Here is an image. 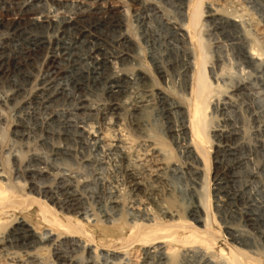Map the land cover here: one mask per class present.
<instances>
[{
    "label": "rangeland",
    "instance_id": "1",
    "mask_svg": "<svg viewBox=\"0 0 264 264\" xmlns=\"http://www.w3.org/2000/svg\"><path fill=\"white\" fill-rule=\"evenodd\" d=\"M3 1L6 4L3 5V7L0 5V23H2L0 24V164L3 167L1 171L3 173L6 171L4 173L6 177L4 183L6 181L7 184L9 183V185L14 186V190L18 188V191L15 190L16 192H13L14 196L9 195L8 199L10 200L11 205H7L8 208L3 211L0 209V213H6L10 222H13L14 220L24 221V223H26L31 232L34 234L35 239H37L39 242V245L37 244L36 246L33 244L34 247L31 246L30 248L20 246V244L17 245L15 242H12V245L8 241H13V238L8 239L6 236L5 240L0 243V264H51L52 261H54L52 264H132V260L136 261L137 264H165L166 261L164 262V260H161L158 255H144V251L148 248L141 243L135 242V240L131 238L134 227L139 225L138 221H141L140 225L143 226L144 224L146 226L153 224V221L147 220L145 217L146 215L144 216V214L150 213L152 219L156 222H159V224H162V226H172L170 229V232L172 233L176 230L175 227L186 224L192 226L194 222L191 223L192 218L189 220L190 210L194 207H200V209H202L204 203L208 204V209L211 216L210 236L204 235L200 237L201 240L195 248L202 251V253L205 251L204 255L207 256L209 264H225L223 261L227 262V260L232 256V253L235 252L236 249L240 248V250L243 249V251H253V257L256 256L255 258L261 259L264 264V222L262 221L264 218V215L262 218L264 211L261 213L262 210H264V144H262L264 143V74L259 73V70L257 73V71H255L257 69L254 68V66L249 63H245L246 61L244 62V59L241 57V55H239V51L234 48L228 38L224 36L226 33L223 35L219 31H212L213 25L206 22L207 17H204L201 20V26H204L205 28L203 27L202 29L200 26L201 29H199V34L201 35V40L203 41L202 46H204V50L207 51H204L205 54H207L206 56H208L207 76L212 82L211 86L213 89V104L211 103L207 110V115L210 117H208V125L210 124L207 131L208 143L204 144L208 151V163L206 171L202 165V162H200V165L196 164L194 161L192 162V160H190L191 158H189V156H187L185 153L184 145L189 142L191 136L190 133L187 132V136L184 138L186 133L184 134L182 131H179L184 120L180 112L174 107V104L179 105V108L182 105L181 107H184L183 110L186 111V108H188L186 107L187 100L190 96V91L188 90L190 89V80L187 81L182 76L183 68L181 69V64L185 58L183 59V56L180 53L177 54L172 51L170 46L167 44L169 41L168 38L173 36L172 32L166 28V24L175 23L178 24V26H182L186 23V17H184L186 16V10L184 6L178 2V0H138L137 3L132 2L133 5L130 0H106L98 3L95 1L93 2L92 0H74L76 1L75 3L78 4L79 2L81 5L85 6V12L83 15L81 14L82 20H78V22H75L73 27L71 26L68 28L69 32L61 28V25L58 29L54 28L44 30L43 28H40L42 32L39 30V28H32L33 26L30 27L29 21L26 20L28 17L23 13V11L33 0ZM42 1L45 2L43 3ZM62 1L66 3V7L57 9V7L52 4L51 0H41L40 9L43 10V14L38 16L36 14L33 17L39 18L41 16L48 15L51 19L53 16L52 20H55L56 18L54 16L58 17L60 15H65V17L69 16L76 18L78 14L77 10L73 6L74 1ZM235 1V4H238L241 7L245 6L244 10L246 13L248 12L247 14L252 19L251 21L257 24L256 28L254 24L246 27L245 30L249 36V39L251 40L254 38L253 30H256V32L259 34H264V1ZM230 4L231 0H205L203 3V11L207 10L210 12V9H208L207 6L213 5V8H220V12H223L224 10L230 9ZM97 5L102 11L100 10L98 13L93 11L89 12V10L93 8L98 9V7L95 8ZM108 7H110L112 12L116 14L115 16H111V14L107 12L106 9ZM51 12L52 14H50ZM125 13H127V17L124 18L123 25H121V31L115 30L112 22L114 19L119 18L120 14ZM137 14L149 16V27H151L150 31H152L151 33L153 38L149 39L148 41L142 40L143 30L140 28L141 26L136 20V17L138 16ZM14 18L15 20H13ZM108 18L111 20L109 21ZM209 24L210 26H208ZM87 27H89V29ZM55 29L58 30V33ZM228 30H231V35H239L241 32V28L238 25H233L228 28ZM180 32L179 34L184 36L188 44L189 42L187 40V34L182 31ZM121 33H127L128 35L130 34V37L132 38L133 36V39L135 38L134 41L137 43L136 44L133 41L135 44V49L129 53L131 58H129L128 62L122 66L114 58L116 56L115 54L121 50L119 47H117L118 36ZM164 37H168L167 41ZM34 38L38 39L35 40ZM43 39L45 44L40 46L38 43L39 41H43ZM56 39L59 42H56ZM48 40H53V43L49 44ZM42 43L43 42H41V44ZM66 43L68 44L66 45ZM58 45H61V47ZM187 46L189 47L190 45ZM179 47L181 46L179 45ZM59 48L61 50H59ZM56 49L57 51H60L57 53L59 56H56L58 58L56 60L58 66L55 64L54 69H51L47 72L45 66L48 64V59L51 56V53ZM93 50H97L96 56L99 55L100 58H106L107 56L106 59L107 62H109L106 66L107 69L99 68L100 72L97 74L95 72L93 73L92 70L89 69L91 66V61L85 59L87 58V54L89 52H93ZM2 55H4V57ZM75 56H77V58ZM78 58H81V64L75 65L74 61H77ZM78 61L77 63L80 62ZM111 62L113 64H111ZM41 64L44 67L41 66ZM170 64L172 65V68ZM66 65L68 66L66 67ZM77 67L78 69H76ZM37 69L39 70L37 71ZM119 69L125 70L124 72L125 74H128V77L132 75L134 76L136 70H144L145 72L147 70L148 75L152 79V83L149 85L151 87H142V85L138 83L126 84L124 86V93L117 101L119 105H123L126 111L123 109L121 112L118 111V114H108L107 118L105 119L107 123H105L103 118H101L102 109L100 107H104L106 104L108 105L111 102L112 99L110 98L109 100V97L106 94L108 91L107 88H109L112 84L111 76L116 75V73L118 74ZM253 69H255V72ZM52 71L56 75L53 74ZM157 72L161 73L158 74ZM37 74H39L40 77H38L39 75L37 76ZM46 75L49 76L47 77ZM53 77L56 78L54 79ZM35 80H37L39 83ZM102 82L104 83L102 84ZM237 82L241 83L245 88L237 92L239 94L237 95L241 98L238 96L234 97L233 100L235 104L231 103L233 106L231 104H226L227 106H222L221 108L223 109L219 110L214 105V103H216L214 101L218 100L219 97L222 103L229 102L225 95H228L227 91H229L232 86L237 85ZM71 84L73 85L71 86ZM42 85H44V91H42V88H40ZM245 85H247L249 88ZM18 87L24 92L20 90L21 92L19 91V98L17 97L18 99L15 98L16 100H9L11 99V95L16 90H19ZM54 87L56 88V91L54 90ZM31 88H35L37 91L35 89L32 90ZM143 88L145 92H143ZM221 89H223L224 92L223 90L221 91ZM13 90L14 92L11 93ZM158 90H161L163 95L168 97L166 100H163L164 102L159 98L156 99V97H158V95H156ZM33 91H35V93ZM38 95L40 98H38ZM215 97L217 98L215 99ZM186 98V103H184ZM83 100H85L86 103ZM159 100L161 101V104L159 103ZM223 100L227 102H224ZM168 104H171V106H169L171 107L170 109ZM84 105H88L89 108L88 106ZM137 105L142 106V110L137 116L139 118L141 132L135 135V133H132V129H130L132 123L131 108ZM82 106L84 108H82ZM117 115L120 116L118 117ZM97 117L98 119L96 121ZM110 120H113L114 122H110ZM119 120L120 124H123V126L121 125L122 129H125L123 133L126 131L127 134L136 140L137 137H140V139L137 140L139 143L137 142L138 144L136 143L137 145L134 147L135 155L137 154V156L141 159L144 157V161L145 158L149 160V162L147 160L145 162L147 164L149 163L151 166H153V163H155L156 165H154V167L158 168L160 166L162 168L161 170L154 169L157 171L156 173L153 169H150V173L153 177H149L148 172L146 173L144 171H140L142 174H140L139 177H141L142 179H140L143 181V191L141 190L137 193H134L131 190L132 179L129 178L127 174H125L121 165V167L118 166L121 163H119L120 160L117 156V153H113V151H108L107 149L105 151L104 147L103 150L100 148L101 145L95 144L94 140L92 141V139H90L91 137L88 136V133L102 132L109 135L110 137H115L118 135V128L113 124ZM186 121L187 120H185V122ZM104 123L107 125L105 126ZM89 125H91V127ZM224 126H227L228 128ZM101 129H103L104 132ZM223 130H227V132L229 131L230 133L233 132L232 135L234 134L231 146L236 147V157H239L236 159L240 160V166L235 168V161H233V158L227 157V155L218 152L220 151L218 146L220 143L217 141L219 140V137L216 135H218L219 131ZM15 131L18 134H16ZM21 132L22 135H20ZM184 142L185 144H183ZM151 148H154L156 152H152ZM138 150L141 154L138 152ZM107 151L110 152V154ZM142 154L143 156H139ZM32 159L35 163V169L37 171L40 170V172H36L35 170L29 173L27 172L29 169H24V165L28 163L27 161L30 162ZM20 162L22 163L21 166L19 165ZM164 164L166 167L163 166ZM195 167L198 168V170L200 169V171L196 172ZM190 171H192V173ZM22 172H25V174ZM235 173H238L239 175L236 174L235 176ZM226 174L230 178L234 176L236 178H231L229 183L227 182V179L221 180ZM194 175L196 176L194 177ZM237 175L240 179L237 177ZM216 180L219 181L217 182ZM246 180L247 182H245ZM221 181L224 184L221 183ZM216 183H219V185L216 186ZM242 187L244 188L241 189ZM216 189H218V191ZM237 189L240 190L237 191ZM49 191H51L52 194L56 191L54 194L57 197L53 194V196H55V199L52 201L53 205L51 201L48 200L49 196L47 193ZM240 191L241 193L244 192L242 193L243 195L240 194ZM227 192L228 194L226 195ZM62 193L63 195H61ZM237 193L240 196H237ZM248 194L251 195L249 196ZM70 195L71 198L69 197ZM222 196L224 198H222ZM242 196H244L243 199L241 198ZM19 197L23 200L20 201ZM218 197H220L221 200L220 198L218 199ZM230 197H233L234 200L232 199L231 201ZM24 198L27 200L34 198H36V200H40V202H38L41 205H46L49 207L48 209L51 212V215H49L50 219L53 218L57 220L61 224V227L62 225L70 227H75L74 225H78L85 234H79L75 232H69L68 234L67 230H65L63 227V229H59L61 228L60 226L58 228L53 226L50 227L49 224H45V222L42 221L43 218L41 213H39V206L37 204L30 205V202H26ZM132 198H135L137 201ZM249 199H252V201ZM114 200H116L119 205L113 204ZM57 201L59 202L55 203ZM203 201V204L200 203ZM142 203L145 208L142 206ZM121 204H123L122 207L120 206ZM112 206H114L115 209ZM115 206H119V208ZM127 206H131L130 209H126ZM134 207H140V210H138L140 212H136ZM236 207H238L239 210H237ZM120 208L123 209L120 210ZM147 208L149 209L147 210ZM247 208L252 210L249 209L250 211H248ZM165 211L176 214L175 218H164L163 212ZM239 211L240 213L238 214ZM202 212L203 209L201 210V214L204 216V212ZM232 212L234 213L232 214ZM245 212L246 214L248 213L250 218L253 217L255 220L257 218L255 222L256 228L254 227L255 229L244 222L245 220L241 217L242 214H244L245 217ZM253 212L255 216L252 214ZM122 213H124V215ZM120 214L123 215L122 219ZM144 218H146L147 221ZM241 219L242 221H240ZM10 225L11 224L8 223L2 228L0 231V237L1 235H4V232L6 235ZM195 225L198 228L201 226L200 230L203 228L202 225L194 224V226ZM248 228H250V230ZM235 229H239V231H241L244 235L246 234L245 236L249 238V247H241L234 242L231 235L232 232L238 231ZM182 231L183 230L179 232L181 236L188 235V230H186V233H182ZM5 235L3 237H5ZM212 239L215 241V243L212 241ZM184 248L186 250V247L181 245H177L176 247L174 246L172 251L173 253L170 256V264H201L196 256H191L192 253H188V256L183 257L185 255ZM256 253H258L257 255H260L257 256ZM33 257H35L36 260ZM128 258L130 259L129 261ZM15 261H17V263ZM194 261H196V263Z\"/></svg>",
    "mask_w": 264,
    "mask_h": 264
},
{
    "label": "bare ground",
    "instance_id": "2",
    "mask_svg": "<svg viewBox=\"0 0 264 264\" xmlns=\"http://www.w3.org/2000/svg\"><path fill=\"white\" fill-rule=\"evenodd\" d=\"M66 1V0H65ZM74 1V0H73ZM79 1V0H78ZM77 1V2H78ZM90 1V0H89ZM93 2L95 1V2H101V1H106V0H92ZM91 1V2H92ZM115 1V0H114ZM131 1V3L132 2H134V3H137L138 2V0H130ZM145 1V0H144ZM204 1L205 0H178V2L179 3H181L183 6H184V8H185V10H186V16H184V17H186V23L184 24V25H182V26H178V24H175V23H165L166 24V28L168 29V30H170V32H172V36L173 37H170V38H168V45L170 46V49L172 50V51H174L175 53H180L182 56H183V63L181 64L182 65V67H181V69L183 68V71H182V76L188 81V80H190V86H189V88L190 89H188L189 91H190V96H189V98H188V100H187V98L185 99V101H184V103H186V100H187V106L186 107H188V108H186V111L185 110H183V108L180 106V108H179V105H177V104H174L175 106V108L180 112V114L182 115V118H183V120H184V122H183V124L181 125V129L179 130V131H182V133H186V135H185V137L184 138H186V136H187V132H189L190 133V136H191V139H189V142L188 143H186L185 144V142L183 143V144H185L184 145V150H185V153L187 154V156H189V158H191L190 160H192V162L194 161L196 164H198V165H200L201 163L200 162H202V165H203V167H204V169L206 170L207 169V163H208V151H207V149L205 148V143H208V136H207V131H208V129H209V125H208V112H207V110H208V107L210 106V104L213 102L212 101V96H213V89H212V86H211V81L209 80V78H208V76H207V65H208V61H207V58H208V56H206L207 54H205V52L204 51H206V50H204V46H202L203 45V41L201 40L202 38H201V35L199 34L200 33V31H199V29H203V27L204 26H201V20L204 18V17H207V21L206 22H208V23H210V24H212L213 26H212V31L213 30H215V32L216 31H219L220 33H222L225 37H227L228 38V40L230 41V43H231V45L234 47V48H236L238 51H239V55H241V57L244 59V62L245 63H249V64H251L252 66H254V68H256L257 70H255V69H253V71L255 70V71H257V73H258V70H259V73H262V74H264V34H259V33H257L256 32V30H253V34H254V38L253 39H249V36L247 35V33H246V27H249V26H251V24H254V26H255V28H256V26H257V24L256 23H254V22H252L251 20V18L249 17V15L246 13V11L244 10V7L242 8L240 5H238V4H235L236 3V1L235 0H231V4H230V9H227V10H224L223 12H220V8L218 9V8H216V7H212L213 5H208L207 7H208V9H210V12H208L207 10L206 11H203V3H204ZM264 1V0H263ZM29 2V1H28ZM43 2V1H42ZM45 2V1H44ZM43 2V3H44ZM51 2H52V4H54L56 7H57V9H60V8H64V7H66L65 6V4L66 3H64L62 0H51ZM72 2V1H71ZM71 2H69V3H71ZM76 1H74V8L77 10V14H78V16L76 17V18H72V17H69V16H66L65 17V15L64 16H62V15H60V16H54L56 19L55 20H52L53 19V16H52V19L47 15H45V16H41V17H39V18H34L33 16H35L36 14H37V16L38 15H42L43 14V10H41L40 9V4H41V0H33L29 5H27V7L25 8V10L23 11V10H21V9H19V10H21V11H23V13L28 17L26 20L27 21H29V23H30V27L31 26H33L32 28H39V30H40V28H43L44 30H48V29H54V28H59L60 27V25H61V28H63L65 31H68L69 29L68 28H70L71 26L73 27V25H75V22H78V20H82L81 18H82V16H81V14L83 15L84 14V12H85V6L84 5H81L79 2H78V4L77 3H75ZM128 2V1H127ZM141 2V1H140ZM103 3V2H102ZM101 3V4H102ZM108 3V2H107ZM6 3L3 1V0H0V5H1V7H3V5H5ZM26 4H27V2H26ZM48 4V3H47ZM46 4V5H47ZM92 4V3H91ZM100 4V5H101ZM106 4V3H105ZM104 4V5H105ZM235 4V5H234ZM132 5H133V3H132ZM48 6V5H47ZM107 6V5H106ZM149 6V5H148ZM260 6V5H259ZM5 7V6H4ZM51 7V6H50ZM94 7V6H93ZM98 7V9H91V10H89V12H97L98 13V11H100L101 10V8L97 5L95 8H97ZM10 8V7H9ZM24 8V7H23ZM53 8V7H52ZM87 8V7H86ZM143 8H145V7H143ZM46 9V8H45ZM117 9V8H116ZM48 10V9H47ZM68 10V9H67ZM66 10V11H67ZM88 10V9H87ZM107 12L109 13V14H111V16H115L116 14L115 13H113L112 12V9L110 8V7H108L107 9ZM62 11V10H61ZM102 11V10H101ZM140 11V10H139ZM9 12H10V10H9ZM20 12V11H19ZM49 12V11H48ZM112 12V13H111ZM138 12V11H137ZM16 13V12H15ZM46 13H47V11H46ZM87 13V12H86ZM211 13H212V15H211ZM17 14V13H16ZM20 14V13H19ZM18 14V15H19ZM50 14H52V12L50 13ZM49 14V15H50ZM58 14V13H57ZM136 14V13H135ZM17 15V16H18ZM53 15H54V13H53ZM80 15V16H79ZM97 15V14H96ZM138 15V14H137ZM150 15V14H149ZM15 16V15H14ZM51 16V15H50ZM172 16V15H171ZM127 17V13H125V14H120V16H119V18H117V19H114V21L112 22V24H113V27H114V29L115 30H117V31H121V25H123V21H124V18H126ZM89 18V17H88ZM128 18H129V16H128ZM75 19H76V21H75ZM130 19V18H129ZM9 20V19H8ZM13 20H15V18L13 19ZM17 20H18V18H17ZM103 20V19H102ZM108 20H109V18H108ZM111 20V19H110ZM109 20V21H110ZM136 20L138 21V24L141 26L140 28H142V40H145V41H148L149 39H151V38H153V35H152V31H150V28L151 27H149V16H147V15H144V16H142V14L141 15H138L137 17H136ZM165 20V19H164ZM2 21V20H1ZM26 21V22H27ZM85 21V20H84ZM16 22V21H15ZM18 22V21H17ZM21 22V21H20ZM107 23V22H106ZM0 24H2V23H0ZM11 24V23H10ZM111 24V25H112ZM205 24V23H204ZM203 24V25H204ZM210 24L208 25V26H210ZM6 25H7V22H6ZM27 25V24H26ZM85 25V24H84ZM88 25V24H87ZM96 25V24H95ZM233 25H238L240 28H241V32L239 33V35H236L235 33V35H231L230 33H232L231 32V30L229 31L228 30V28H230L231 26H233ZM24 26H25V24H24ZM63 26V27H62ZM65 26V27H64ZM107 26V25H106ZM136 26V25H135ZM177 26V27H176ZM200 26H201V28H200ZM5 27V26H4ZM3 27V28H4ZM8 27V26H7ZM76 27V26H75ZM125 27V26H124ZM9 28V27H8ZM11 28V27H10ZM15 28V27H14ZM88 29H89V27H87ZM94 28V27H93ZM136 28V27H135ZM205 28V27H204ZM16 29V28H15ZM57 29H55V30H57ZM81 29V28H80ZM80 29H79V31H80ZM82 29H84V28H82ZM98 29V28H97ZM38 30V31H39ZM136 30H137V28H136ZM41 31V30H40ZM49 31H51V30H49ZM48 31V32H49ZM53 31V30H52ZM180 31H182V32H184V33H186L187 34V40H188V44H187V42H186V39L184 38V36L183 35H180L179 34V32ZM207 31V30H206ZM236 31V30H235ZM234 31V32H235ZM42 32V31H41ZM40 32V33H41ZM69 32V31H68ZM105 32V31H104ZM126 32V31H125ZM57 33H58V30H57ZM62 33V32H61ZM60 33V34H61ZM80 33V32H79ZM89 33H90V31H89ZM100 33V32H99ZM107 33V32H106ZM156 33V32H155ZM181 33V32H180ZM65 34H66V32H65ZM69 34V33H68ZM185 34V35H186ZM42 35V34H41ZM58 35V34H57ZM70 35V34H69ZM107 35V34H106ZM133 35V34H132ZM159 35V34H158ZM220 35V34H219ZM43 36V35H42ZM51 36H52V34H51ZM55 36V35H54ZM78 36V35H77ZM102 36V35H101ZM160 36V35H159ZM216 36V35H215ZM7 37V36H6ZM9 37V36H8ZM49 37H50V35H49ZM64 37V36H63ZM87 37V36H86ZM135 37V36H134ZM42 38V37H41ZM48 38V37H47ZM66 38H68V37H66ZM85 38V37H84ZM98 38V37H97ZM165 38V37H164ZM167 38H165L166 39V41H167ZM35 39V38H34ZM36 39H38V38H36ZM35 39V40H36ZM52 39H54V38H52ZM58 39V38H57ZM57 39H56V42H59V41H57ZM64 39V38H63ZM135 39V38H134ZM134 39H133V36H132V38L130 37V34L128 35L127 33H125V34H123V33H121V34H119V36H118V46L117 47H119V49H121V50H119V52H117V54H115L116 56L114 57L120 64H121V66L122 65H125V63H127L128 62V60H129V58H131L130 56L131 55H129V53H131L132 51H133V49H135V44L133 43V41H134ZM69 40V39H68ZM73 40V39H72ZM86 40V39H85ZM139 40V39H138ZM46 41V40H45ZM63 41V40H62ZM95 41V40H94ZM173 41V42H172ZM13 42V41H12ZM41 42H43L42 44H41ZM61 42V41H60ZM64 42V41H63ZM66 42V41H65ZM78 42V41H77ZM135 43H136V41H134ZM139 42V41H138ZM48 43L49 44H51V43H53V40H48ZM1 44V43H0ZM32 44V43H31ZM37 44V43H36ZM40 46H42L43 44H45V42H44V39H43V41H39V43H38ZM58 44V43H57ZM68 43H66V45H67ZM73 44V43H72ZM115 44H117V43H115ZM137 44V43H136ZM81 45V44H80ZM164 45H166V44H164ZM179 45L181 46V47H179ZM187 45H190L189 47L187 46ZM38 46V45H37ZM59 47H61V45H58ZM62 46H64V45H62ZM72 46V45H71ZM84 46V45H83ZM92 46V45H91ZM132 46V47H131ZM137 46V45H136ZM7 47V46H6ZM51 47V46H50ZM56 47V46H55ZM66 47V46H65ZM64 47V48H65ZM81 47V46H80ZM79 47V48H80ZM100 47V46H99ZM58 48V47H57ZM67 48H68V46H67ZM71 48V47H70ZM83 48V47H82ZM113 48H114V46H113ZM9 49V48H8ZM7 49V50H8ZM95 49V48H94ZM104 49V48H103ZM153 49V48H152ZM168 49V48H167ZM1 50H2V48H1ZM27 50V49H26ZM50 50V49H49ZM59 50H61L60 48H59ZM57 51V49L56 50H53V52L51 53V56L49 57V59H48V64L45 66V68L47 69V72L48 71H50L51 69H54V65L56 64L57 65V63H56V60L58 59L57 57L59 56V54H57L58 52H60V51ZM64 50V49H63ZM62 50V51H63ZM69 50V49H68ZM81 50V49H80ZM86 50V49H85ZM87 50H88V48H87ZM90 50H91V48H90ZM117 50V49H116ZM137 50H138V48H137ZM235 50V49H234ZM39 51V50H38ZM66 51V50H65ZM70 51V50H69ZM74 51V50H73ZM106 51V50H105ZM150 51V50H149ZM12 52V51H11ZM68 52V51H67ZM84 52V51H83ZM96 52H97V50H93V52H89L88 54H87V58H85L86 60H89V61H91V66L89 67V69L90 70H92V72L94 73H98V72H100V70H99V68L100 69H107V63H109V62H107V56H106V58H100V56L99 55H97L96 56ZM207 52V51H206ZM3 53V52H2ZM50 53V52H49ZM48 53V54H49ZM70 53V52H69ZM74 53V52H73ZM79 53V52H78ZM99 53V52H98ZM164 53V52H163ZM173 53V52H172ZM171 53V54H172ZM237 53V52H236ZM174 54V53H173ZM62 55V54H61ZM67 55V54H66ZM112 55V54H111ZM135 55V54H134ZM166 55V54H165ZM0 56H1V53H0ZM3 57H4V55H2ZM27 56V55H26ZM26 56H25V58H26ZM48 56V55H47ZM46 56V57H47ZM57 56V57H56ZM113 56V55H112ZM137 56V55H136ZM175 56V55H174ZM181 56V57H182ZM74 57V56H73ZM76 58H77V56H75ZM153 57V56H152ZM176 57V56H175ZM180 57V56H179ZM48 58V57H47ZM60 58V57H59ZM71 58V57H70ZM114 58H112V59H114ZM134 58H135V56H134ZM133 58V59H134ZM28 59V58H27ZM36 59V58H35ZM61 59V58H60ZM64 59V58H63ZM109 59V58H108ZM111 59V60H112ZM154 59V58H153ZM153 59H151V60H153ZM174 59V58H173ZM172 59V60H173ZM176 59V58H175ZM45 60H47V59H45ZM80 62H79V61ZM132 60V59H131ZM130 60V61H131ZM6 61V60H5ZM60 61V60H59ZM62 61V60H61ZM77 61L79 62V63H77ZM77 61H74V64L75 65H77V64H81V58H78L77 59ZM134 61H135V59H134ZM154 61V60H153ZM3 62V61H2ZM7 62V61H6ZM46 62V61H45ZM72 62H73V60H72ZM76 62V63H75ZM150 62H152V61H150ZM62 63V62H61ZM18 64V63H17ZM43 64V63H42ZM41 64V66H43ZM46 64V63H45ZM67 64V63H66ZM73 64V65H74ZM111 64H113L112 62H111ZM135 64V63H134ZM175 64V63H174ZM176 64H177V62H176ZM16 65V64H15ZM62 65H63V63H62ZM154 65V64H153ZM152 65V66H153ZM171 65V64H170ZM4 66V65H3ZM58 66V65H57ZM68 65H66V67H67ZM81 66V65H80ZM138 66V65H137ZM215 66V65H214ZM44 67V66H43ZM247 67V66H246ZM249 67H250V65H249ZM35 68V67H34ZM73 68H75V67H73ZM138 68V67H137ZM143 68V67H142ZM156 68V67H155ZM171 68H172V65H171ZM176 68H177V66H176ZM252 68V67H251ZM69 69V68H68ZM76 69H78V67L76 68ZM108 69H109V67H108ZM114 69H115V67H114ZM179 69H180V67H179ZM28 70V69H27ZM39 69H37V71H38ZM43 70V69H42ZM41 70V71H42ZM135 70V69H134ZM154 70V69H153ZM164 70V69H163ZM163 70H162V72H163ZM67 71H69V70H67ZM104 71V70H103ZM109 71V70H108ZM118 71V70H117ZM125 70H123V69H119V73L117 74L116 73V75H114V76H111V78H112V84H111V86L109 87V88H107L108 89V91H107V95H108V97H109V100H110V98L112 99L111 100V102L107 105H105L104 107H100L101 109H102V111H101V118H103V120L105 121V123H107L106 122V118H107V115L108 114H114V113H117L118 111H120L121 112V110H123L124 109V107H123V105H119L118 104V100H119V97L124 93V91H125V88H124V86L126 85V84H133V83H138V84H141L142 85V87H146V86H149L150 85V83H152V79H151V77L148 75V73H147V70H146V72L144 71V70H136V72H135V75L133 76H130V77H128V74H125V72H124ZM254 71V72H255ZM55 72V71H54ZM57 72V71H56ZM59 72H60V70H59ZM70 72V71H69ZM90 72V71H89ZM89 72H87V73H89ZM38 73V72H37ZM43 73H44V71H43ZM52 73H53V71H52ZM74 73H75V71H74ZM77 73V72H76ZM133 73V72H132ZM158 73V72H157ZM159 73H161V72H159ZM158 73V74H159ZM40 74V73H39ZM39 74H37V76L39 75ZM53 74H55V73H53ZM80 74H82V73H80ZM103 74V73H102ZM28 75V74H27ZM26 75V76H27ZM30 75V74H29ZM56 75V74H55ZM94 75V74H93ZM99 75V74H98ZM246 75V74H245ZM256 75V74H255ZM260 75V74H259ZM258 75V76H259ZM45 76V75H44ZM43 76V77H44ZM47 76V75H46ZM49 76V75H48ZM47 76V77H48ZM68 76V75H67ZM38 77H40V75L38 76ZM52 77V76H51ZM82 77V76H81ZM80 77V78H81ZM89 77V76H88ZM183 77H182V79H183ZM264 77V76H263ZM37 78V77H36ZM46 78V77H45ZM54 78V77H53ZM52 78V79H53ZM56 78V77H55ZM54 78V79H55ZM100 78V77H99ZM101 78H102V75H101ZM58 79V78H57ZM109 79V78H108ZM184 79V80H185ZM242 79V78H241ZM245 79V78H244ZM28 80V79H27ZM39 80V79H38ZM59 80V79H58ZM103 80V79H102ZM35 81H37V80H35ZM41 81V80H40ZM56 81V80H55ZM64 81V80H63ZM38 82V81H37ZM37 82H36V84H37ZM43 82V81H42ZM46 82V81H45ZM47 82H48V80H47ZM70 82H72V81H70ZM107 82V81H106ZM105 82V83H106ZM215 82H217V81H215ZM245 82H246V80H245ZM245 82H243V83H245ZM248 82V81H247ZM257 82V81H256ZM39 83V82H38ZM58 83V82H57ZM78 83V82H77ZM76 83V84H77ZM93 83V82H92ZM104 82H102V84H103ZM238 83V82H237ZM249 83V82H248ZM51 84V83H50ZM84 84V83H83ZM110 84V83H109ZM189 84V83H188ZM234 84H236V83H234ZM262 84V83H261ZM34 85V84H33ZM55 85V84H54ZM60 85V84H59ZM73 84H71V86H72ZM79 85V84H78ZM81 85V84H80ZM152 85V84H151ZM186 85V84H185ZM217 85V84H216ZM43 86L44 85H42V87H40V88H42L41 90L42 91H44L43 90ZM82 86V85H81ZM80 86V87H81ZM102 86V85H101ZM106 86V85H105ZM140 86V85H139ZM230 86H231V84H230ZM245 86H247V85H245ZM258 86V85H257ZM264 86V85H263ZM53 87V86H52ZM56 87V86H55ZM54 87V90L57 88H55ZM79 87V86H78ZM127 87H128V85H127ZM149 87H151V86H149ZM248 87V86H247ZM19 88V87H18ZM17 88V89H18ZM36 88H38V87H36ZM77 88V87H76ZM94 88V87H93ZM131 88V87H130ZM228 88V87H227ZM249 88V87H248ZM257 88V87H256ZM25 89V88H24ZM32 89V88H31ZM33 89H35V88H33ZM32 89V90H33ZM58 89V88H57ZM61 89V88H60ZM59 89V90H60ZM81 89V88H80ZM83 89V88H82ZM242 89H245L244 88V86L241 84V83H238L237 85H234V86H232L230 89H229V91H227V93H228V95L226 96L225 95V97H227V99L229 100V102H227V101H224V102H227V103H222L221 102V100L219 99V97H218V100H220V101H218V100H216V101H214V102H216V103H214V105L220 110V109H223V108H221L222 106H225L226 104L227 105H230L231 103H233V104H235L234 103V97H237L239 94L237 93V92H239L240 90H242ZM252 89V88H251ZM14 90H16V89H14ZM14 90L11 92V93H13L14 92ZM22 91V89L21 88H19V90H16L12 95H11V99H9V100H14L15 98H19V91ZM36 90V89H35ZM39 90V89H38ZM48 90V89H47ZM53 90V89H52ZM90 90V89H89ZM106 90V89H105ZM129 90V89H128ZM143 90H144V88H143ZM223 89H221V91H222ZM20 91V92H21ZM37 91V90H36ZM40 91V90H39ZM56 91V90H55ZM83 91V90H82ZM88 91V90H87ZM127 91V90H126ZM188 91V92H189ZM22 92H24V91H22ZM34 93H35V91H33ZM41 92V91H40ZM46 92V91H45ZM50 92V91H49ZM84 92V91H83ZM82 92V93H83ZM105 92V91H104ZM143 92H145V90L143 91ZM149 92H150V90H149ZM220 92V91H219ZM223 92H224V90H223ZM222 92V93H223ZM226 92V91H225ZM51 93V92H50ZM129 93H130V91H129ZM142 93V92H141ZM22 94V93H21ZM20 94V95H21ZM81 94V93H80ZM126 94H127V92H126ZM125 94V95H126ZM142 94H144V93H142ZM150 94V93H149ZM238 94V95H237ZM248 94V93H247ZM49 95V94H48ZM156 95H158V97H156V99L157 98H159L160 100H166V98H168V97H166L165 95H163V93L161 92V90H158V93L156 94ZM216 95V94H215ZM242 95V94H241ZM34 96V95H33ZM39 96V95H38ZM44 96V95H43ZM61 96H62V94H61ZM155 96V95H154ZM224 96V95H223ZM108 97H107V99H108ZM143 97V96H142ZM150 97V96H149ZM238 97H240V96H238ZM9 98H10V96H9ZM17 98V99H18ZM38 98H40V96L38 97ZM48 98H50V97H48ZM57 98V97H56ZM217 97H215V99H216ZM241 98V97H240ZM8 99V98H7ZM42 99V98H41ZM52 99V98H51ZM16 100V99H15ZM27 100V99H26ZM49 100V99H48ZM73 100V99H72ZM86 100V99H85ZM85 100H83L84 102H85ZM159 100V103L161 102ZM41 101V100H40ZM49 101H51V100H49ZM81 101V100H80ZM170 101V100H169ZM5 102V101H4ZM7 102V101H6ZM42 102V101H41ZM52 102V101H51ZM79 102V101H78ZM82 102V101H81ZM141 102V101H140ZM164 102V101H163ZM167 102V101H166ZM236 102V101H235ZM77 103V102H76ZM86 103V102H85ZM122 103V102H121ZM158 103V102H157ZM131 104V103H130ZM129 104V105H130ZM161 104V103H160ZM163 104V103H162ZM180 104V103H179ZM213 104V103H212ZM30 105V104H29ZM45 105V104H44ZM50 105V104H49ZM54 105V104H53ZM80 105V104H79ZM82 105V104H81ZM103 105V104H102ZM226 105V106H227ZM232 105V104H231ZM73 106H74V104H73ZM84 106H88V105H84ZM127 106V105H126ZM155 106V105H154ZM169 106H171V104L169 105L168 104V107ZM233 106V105H232ZM75 107V106H74ZM234 107H235V105H234ZM78 108H80V107H78ZM82 108H84L83 106H82ZM81 108V109H82ZM88 108H89V106H88ZM126 108V107H125ZM128 108V107H127ZM142 108V106H140V105H137V106H134V107H132L131 108V110H132V114H131V119H132V121H131V119H130V121L132 122L131 123V126H130V129H132V133H135V135H137V134H139L141 131V129H140V122H139V118L137 117L139 114H140V111L142 110L141 109ZM163 108V107H162ZM161 108V109H162ZM171 107H169V109H170ZM216 108V109H217ZM77 109V108H76ZM92 109V108H91ZM158 109V108H157ZM217 109V110H218ZM86 110V109H85ZM98 110V109H97ZM168 110V109H167ZM226 110V109H225ZM88 111V110H87ZM90 111V110H89ZM124 111H126V109H124ZM172 111V110H171ZM227 111V110H226ZM69 112V111H68ZM81 112V111H80ZM170 112V111H169ZM224 112V111H223ZM248 112V111H247ZM261 112V111H260ZM70 113V112H69ZM79 113V112H78ZM77 113V114H78ZM85 113V112H84ZM99 113V112H98ZM88 114V113H87ZM118 114V113H117ZM158 114V113H157ZM177 114V113H176ZM175 114V115H176ZM179 114V113H178ZM216 114V113H215ZM219 114H221V113H219ZM84 115V114H83ZM98 115V114H97ZM31 116V115H30ZM89 116H92V115H89ZM112 116V115H111ZM118 116V115H117ZM120 116V115H119ZM118 116V117H119ZM86 117V116H85ZM115 117V116H114ZM221 117V116H220ZM21 118V117H20ZM48 118V117H47ZM83 118V117H82ZM112 118V117H111ZM179 118H180V116H179ZM210 118V117H209ZM85 119V118H84ZM90 119V118H89ZM97 119H98V117L96 118V121H97ZM118 119V118H117ZM166 119V118H165ZM53 120V119H52ZM91 120V119H90ZM100 120V119H99ZM103 120H102V122H103ZM185 120H187L186 122H185ZM225 120V119H224ZM45 121V120H44ZM129 121V122H130ZM167 121V120H166ZM225 121H227V120H225ZM51 122V121H50ZM87 122V121H86ZM101 122V123H102ZM110 122H114L113 120L111 121L110 120ZM119 122V123H118ZM116 121L114 124L113 123H111V124H113L114 126H116L117 128H118V135H116L115 137H110L109 135H107V134H105V133H102V132H100V133H96V132H93V133H88V136L89 137H91L90 139H92V141L94 140V142H95V144H97V145H101L100 146V148H102L103 149V147L105 148V151H106V149L108 150V151H113V153L114 152H116L117 153V156H118V158H119V160H120V162L119 163H121V164H119V163H117V164H119L118 166H122L123 167V170H124V172H125V174H127V176H129V178H131L132 179V184H131V190L135 193H137V192H139V191H141L142 189H143V181H141V177H139V175L140 174H142L141 172L142 171H144V172H148L149 173V177L150 176H152V174L150 173L151 171H150V169H162L159 165V167L157 168V167H154V165H156L155 163H153L154 165L153 166H151V165H149V163L147 164L145 161L147 160L146 158H145V161L143 160L144 159V157H142V159L141 158H139L138 156H137V154L135 155V153H134V147H135V145H137L139 142L137 141L138 139H140V137L138 138L137 136V140L136 139H133L129 134H127V132L125 131V133L127 134H125V133H123L124 132V130L125 129H122V126H123V124L121 123L120 124V120L119 121ZM175 122V121H174ZM48 123V122H47ZM104 123V124H105ZM118 123V124H117ZM98 124V123H97ZM111 124H109V125H111ZM223 124V123H222ZM18 125V124H17ZM98 125H100V124H98ZM107 124H105V126H106ZM122 125V126H121ZM227 125H228V123H227ZM50 126V125H49ZM63 126V125H62ZM82 126V125H81ZM84 126V125H83ZM90 127H91V125H89ZM101 126V125H100ZM42 127V126H41ZM104 127V126H103ZM224 127H227V126H224ZM223 127V128H224ZM15 128V127H14ZM21 128V127H20ZM83 128V127H82ZM105 128V127H104ZM222 128V127H221ZM228 128V127H227ZM96 129V128H95ZM226 129V128H225ZM17 130V129H16ZM101 130H103V129H101ZM100 130V131H101ZM110 130H111V128H110ZM114 130V129H113ZM112 130V131H113ZM41 131V130H40ZM94 131V130H93ZM108 131V130H107ZM106 131V132H107ZM263 131H264V126H263ZM16 132V131H15ZM20 132V131H19ZM28 132V131H27ZM64 132V131H63ZM83 132H84V130H83ZM103 132H104V130H103ZM242 132V131H241ZM260 132V131H259ZM216 133H217V131H216ZM232 133L233 132H227V130L226 131H219V133H218V135H216L217 137H219V140H217V141H219V143H220V145H218L219 146V149H220V151H218V152H221V153H223L224 155H227V157H231V158H233V161H235L234 162V168L235 167H237V166H240V160H237L238 158L236 157V147H232L231 145H232V140H233V135H232ZM14 134V133H13ZM16 134H18L17 132H16ZM180 134V133H179ZM261 134V133H260ZM20 135H22V132H21V134ZM26 135V134H25ZM58 135V134H57ZM259 135V134H258ZM262 135V134H261ZM24 136V135H23ZM177 136V135H176ZM82 137V136H81ZM85 137V136H84ZM135 137V136H134ZM61 139V138H60ZM64 140V139H63ZM184 140V139H183ZM29 141V140H28ZM68 141V140H67ZM186 141V140H185ZM216 141V142H217ZM82 142V141H81ZM85 142V141H84ZM93 142V143H94ZM138 142V143H137ZM235 142V141H234ZM263 142H264V140H263ZM87 143V142H86ZM137 143V144H136ZM218 143V142H217ZM262 143V142H261ZM142 144V143H141ZM140 144V145H141ZM250 144V143H249ZM262 144H264V143H262ZM94 145V144H93ZM97 145H95V146H97ZM144 145V144H143ZM53 146V145H52ZM88 146V145H87ZM142 146V145H141ZM235 146V145H234ZM65 147V146H64ZM84 147V146H83ZM98 147V146H97ZM183 147V146H182ZM264 147V146H263ZM138 148H139V146H138ZM252 148V147H251ZM259 148V147H258ZM101 149V150H102ZM61 150V149H60ZM104 150V149H103ZM102 150V151H103ZM142 150V149H141ZM151 150H152V152H156V150L154 149V148H151ZM104 151V152H105ZM107 151V152H108ZM137 151V150H136ZM0 152H1V150H0ZM54 152V151H53ZM93 152V151H92ZM103 152V153H104ZM138 152H139V150H138ZM151 152V153H152ZM109 154H110V152H108ZM140 153V152H139ZM145 153V152H144ZM157 153H158V151H157ZM217 153V152H216ZM105 154V153H104ZM141 154V153H140ZM18 155V154H17ZM36 155V154H35ZM58 155V154H57ZM98 155V154H97ZM154 155V154H153ZM157 155V154H156ZM185 155V154H184ZM218 155V154H217ZM221 155V154H220ZM10 156V155H9ZM102 156V155H101ZM117 156H116V158H117ZM139 156H143V154L142 155H139ZM103 157V156H102ZM105 157V156H104ZM27 158V157H26ZM108 158V157H107ZM237 158V159H236ZM20 159V158H19ZM115 159V158H114ZM28 160V159H27ZM118 160V159H117ZM215 160V159H214ZM230 160H232V159H230ZM108 161V160H107ZM116 161V160H115ZM148 162H149V160H147ZM216 161V160H215ZM229 161V160H228ZM232 161V162H233ZM242 161V160H241ZM19 162V161H18ZM28 163H26L24 166V169H29L27 172H32V171H35L36 169H35V163H34V160L32 159L30 162L29 161H27ZM109 162V161H108ZM118 162V161H117ZM191 162V163H192ZM221 162H223V161H221ZM230 162V161H229ZM243 162V161H242ZM220 163V162H219ZM21 162H20V166H21ZM158 164H159V162H158ZM195 164V165H196ZM222 164V163H221ZM229 164V163H228ZM45 165V164H44ZM193 165V164H192ZM227 165V164H226ZM231 165V164H230ZM230 165H228V166H230ZM19 166V167H20ZM117 166V165H116ZM120 166V167H121ZM164 167H166V165L164 164L163 165ZM167 166H169V165H167ZM175 166V165H174ZM232 166V165H231ZM37 167H39V166H37ZM220 167H223V166H220ZM258 167V166H257ZM118 168V167H117ZM193 168H194V166H193ZM223 168H227V167H223ZM3 169V167L1 166V164H0V209L3 211V210H5L6 208H8V206L7 205H11V202H10V200L8 199V197H9V195H13V192H16L15 190H17L18 191V188L17 189H15L14 190V186H11V185H9V183L7 184V182L5 181V183H4V180H5V175H4V173L6 172V171H4V173L1 171ZM18 169V168H17ZM30 169H34V170H30ZM189 169H190V165H189ZM218 169V168H217ZM216 169V170H217ZM229 169H231V168H229ZM232 169H233V167H232ZM238 169V168H237ZM241 169V168H240ZM239 169V170H240ZM44 170V169H43ZM48 170V169H47ZM152 170V171H153ZM156 170H154L155 171V173L157 172ZM168 170V169H167ZM220 170V169H219ZM225 170V169H224ZM20 171V170H19ZM23 171V170H22ZM42 171V170H41ZM121 171V170H120ZM141 171V172H140ZM195 171L196 172H198V171H200V169L198 170V168H196L195 167ZM207 171V170H206ZM234 171V170H233ZM36 172H40V170L39 171H37L36 170ZM112 172V171H111ZM173 172V171H172ZM191 173H192V171H190ZM240 172V171H239ZM23 174H25V172H22ZM28 173V174H29ZM160 173V172H159ZM194 173V172H193ZM227 173H228V171H227ZM242 173V172H241ZM35 174V173H34ZM39 174V173H38ZM121 174V173H120ZM124 174V173H123ZM236 174H238V173H235V176H236ZM8 175V174H7ZM42 175V174H41ZM157 175V174H156ZM233 175H234V173H233ZM239 175V174H238ZM238 175H237V177H238ZM25 176V175H24ZM27 176H29V175H27ZM59 176V175H58ZM126 176V177H127ZM192 176V175H191ZM196 175H194V177H195ZM224 176V175H223ZM234 176V177H235ZM251 176V175H250ZM33 177V176H32ZM125 177V176H124ZM153 177V176H152ZM190 177V176H189ZM202 177V176H201ZM205 177V176H204ZM234 177H231L232 179L234 178ZM141 178V179H140ZM203 178V177H202ZM219 178H222V177H219ZM231 178L229 177V176H227V174L225 175V177L223 178V179H221V180H226L227 179V182L229 183L230 182V180H231ZM236 178V177H235ZM239 178V177H238ZM117 179V178H116ZM127 179V178H126ZM196 179H197V177H196ZM217 179V178H216ZM240 179V178H239ZM204 180V179H203ZM237 180V179H236ZM235 180V181H236ZM83 181V180H82ZM103 181V180H102ZM217 182L219 181V180H216ZM240 181V180H239ZM11 182V181H10ZM131 182V181H130ZM226 182V183H227ZM245 182H247V180L245 181ZM128 183V182H127ZM203 183H204V181H203ZM221 183H223L222 181H221ZM239 183V182H238ZM12 184V183H11ZM213 184V183H212ZM224 184V183H223ZM130 185V184H129ZM128 185V186H129ZM217 185H219V183H216V186ZM230 185V184H229ZM246 185V184H245ZM244 185V186H245ZM71 186V185H70ZM247 186V185H246ZM245 186V187H246ZM115 187V186H114ZM61 188V187H60ZM64 188V187H63ZM214 188V187H213ZM244 187H242L241 189H243ZM50 189V188H49ZM114 189V188H113ZM129 189V188H128ZM204 189V188H203ZM118 190V189H117ZM217 191H218V189H216ZM226 190V189H225ZM236 190V189H235ZM240 189H237V191H239ZM19 191H21V190H19ZM58 191V190H57ZM72 191V190H71ZM130 191V190H129ZM143 191V190H142ZM204 191V190H203ZM206 191V190H205ZM234 191V190H233ZM46 192V191H45ZM66 192V191H65ZM221 192V191H220ZM225 192V191H224ZM43 193V192H42ZM54 193H56V191L54 192ZM53 193V194H54ZM129 193V192H128ZM242 193H244V192H242ZM241 193V191H240V194H242ZM246 193V192H245ZM251 193V192H250ZM15 194V193H14ZM18 194H19V192H18ZM21 194V193H20ZM53 194H52V192L51 191H49L48 193H47V195L49 196V201H51V203H52V201L55 199V196H53ZM65 194V193H64ZM68 194V193H67ZM127 194V193H126ZM141 194V193H140ZM222 194V193H221ZM228 194V192L226 193V195ZM45 195V194H44ZM61 195H63V193L61 194ZM122 195V194H121ZM134 195V194H133ZM132 195V196H133ZM141 195H143V194H141ZM218 195V194H217ZM236 195V194H235ZM243 195V194H242ZM249 195V194H248ZM251 195V194H250ZM249 195V196H250ZM14 196V195H13ZM43 196V195H42ZM231 196V195H230ZM234 196V195H233ZM237 196H240V195H238V193H237ZM57 197V196H56ZM60 197V196H59ZM62 197V196H61ZM65 197V196H64ZM63 197V198H64ZM70 198H71V195L69 196ZM127 197V196H126ZM145 197V196H144ZM221 197V196H220ZM220 197H218V199L220 198ZM243 197L244 196H242L241 198L243 199ZM245 197H246V194H245ZM17 198V197H16ZM20 198V197H19ZM67 198V197H66ZM69 198V199H70ZM76 198V197H75ZM146 198V197H145ZM204 198V197H203ZM222 198H224L223 196H222ZM231 198V197H230ZM251 198H253V197H251ZM40 199V198H39ZM113 199V198H112ZM115 199V198H114ZM132 199H134V200H136L135 198H132ZM132 199H131V201H132ZM232 199H233V197L231 198V201H232ZM14 200V199H13ZM20 201H22L23 199H19ZM24 200L27 202V201H29L30 202V205H35V204H37L38 206H39V208H40V211H39V213H41V215H42V221L43 222H45V224L47 223V224H49L50 225V227L51 226H53V227H61V224L57 221V220H55V219H53V218H51L50 219V217H49V215H51V212H50V210L48 209L49 207L48 206H46V205H41L39 202H40V200H36V198H34V199H31V200H27L26 198H24ZM46 200H47V198H46ZM46 200H44V201H46ZM61 200V199H60ZM71 200V199H70ZM111 200V199H110ZM117 200V199H116ZM116 200H114L113 201V204H115V205H119L118 204V202L116 201ZM145 200V199H144ZM215 200V199H214ZM217 200V199H216ZM220 200H221V198H220ZM234 200V199H233ZM248 200V199H247ZM249 200H251L252 201V199H249ZM254 200V199H253ZM12 201V200H11ZM39 201V202H38ZM43 201V202H44ZM137 201V200H136ZM139 201H140V199H139ZM219 201V200H218ZM238 201V200H237ZM243 201V200H242ZM59 201H57V202H55V203H58ZM120 202V201H119ZM122 202V201H121ZM124 202V201H123ZM133 202V201H132ZM141 202V201H140ZM234 202V201H233ZM246 202H248V201H246ZM200 203H204V201L203 202H200ZM200 203H199V205H200ZM227 203V202H226ZM239 203H240V201H239ZM251 203V202H250ZM250 203H249V205H250ZM23 204H25V203H23ZM22 204V205H23ZM47 204V203H46ZM110 204V203H109ZM124 204V203H123ZM123 204H121L120 206L122 207V205ZM129 204V203H128ZM134 204V203H133ZM140 204V203H139ZM217 204V203H216ZM225 204V203H224ZM229 204H230V202H229ZM252 204V203H251ZM257 204H258V202H257ZM52 205H53V203H52ZM55 205V204H54ZM111 205H112V203H111ZM132 205V204H131ZM146 205V204H145ZM204 206H203V212H204V216L201 214V210L202 209H200V207H194L193 209H191L190 210V213H189V220H190V218H192L191 220H192V222L191 223H193L194 222V224H198V225H202V229L200 230V228H201V226H200V228H198V227H196V225L194 226V224H192V226H189V224H186V225H181V226H179V227H175V231L174 232H170V229L172 228V226H162V224H159V222H156V221H154L153 219H152V216L150 215V213H146V214H144V216L147 218V220H150V221H153L154 223L153 224H149L148 226H146L144 223V226L143 225H140V222L138 221V224L139 225H137V226H132V227H134V230H133V234H131L132 235V239L133 240H135V242H138V243H141V244H143V245H145L148 249L147 250H145L144 252H145V254L144 255H152V256H155V255H158L160 258H161V260H164V262H165V264H170V262H171V259H170V256L172 255V251H173V249H174V246L176 247L177 245H181V246H183V247H186V250H185V248H184V250H185V255L183 256V257H186V256H188V253H192V255L191 256H196L199 260V262L201 263V264H209V260L207 259V256H205L204 255V253H205V251H204V253H202V251H200L199 249H197V248H195V247H197L196 245H198L199 244V242H200V240H201V238L200 237H202V236H204V235H206V236H210V227H211V216H210V211H209V209H208V204H203ZM239 205V204H238ZM244 205V204H243ZM247 205V204H246ZM15 206V205H14ZM24 206V205H23ZM57 206H58V204H57ZM138 206H140V205H138ZM142 206H144L143 205V203H142ZM147 206V205H146ZM198 206V205H197ZM220 206V205H219ZM222 206V205H221ZM252 206V205H251ZM13 207V206H12ZM17 207H19V206H17ZM22 207V206H21ZM113 208H114V206H112ZM111 207V208H112ZM115 207H118L119 208V206H115ZM131 207V206H130ZM130 207H128L127 206V208L126 209H130ZM133 207V206H132ZM218 207V206H217ZM217 207H215V208H217ZM224 207H225V205H224ZM248 207V206H247ZM264 207V206H263ZM52 208V207H51ZM123 208H124V206H123ZM123 208H120V210L121 209H123ZM135 209H136V212L138 211V210H140V207H134ZM144 208H145V206H144ZM190 208V207H189ZM230 208V207H229ZM237 208V210H239L238 209V207H236ZM257 208V207H256ZM259 208V207H258ZM261 208V207H260ZM28 209V208H27ZM115 209V208H114ZM149 208H147V210H148ZM220 209V208H219ZM224 209V208H223ZM245 209H246V207H245ZM248 209V208H247ZM250 209V208H249ZM248 209V211H250V210H252V209H250L249 210ZM142 210V209H141ZM144 210V209H143ZM146 210V209H145ZM217 210V209H216ZM221 210V209H220ZM232 210V209H231ZM258 210V209H257ZM33 211V210H32ZM119 211V210H118ZM235 211V210H234ZM259 211V210H258ZM261 211V210H260ZM263 211L264 210H262V212L261 213H263ZM28 212V211H27ZM140 211H138V213H139ZM147 212H149V211H147ZM202 212V213H203ZM219 212V211H218ZM242 212V211H241ZM256 212V211H255ZM22 213V212H21ZM24 213V212H23ZM31 213V212H30ZM234 212H232V214H233ZM240 213V211L238 212V214ZM258 213V212H257ZM123 215H124V213H122ZM142 214V213H141ZM235 214H237V213H235ZM251 214V213H250ZM252 214H254V212L252 213ZM54 215V214H53ZM121 215V214H120ZM123 215H121V219L123 218L122 216ZM128 215V214H127ZM247 215V216H246ZM263 215L264 214H262V218H263ZM135 216V215H134ZM140 216V215H139ZM138 216V217H139ZM175 216H176V214H174V213H171V212H168V211H165V212H163V217L164 218H169V219H173V218H175ZM237 216V215H236ZM252 216V215H251ZM254 216H255V214H254ZM241 217L245 220L244 222H246L250 227H252V228H254L255 227V225H256V220H257V218H256V220L255 219H253V217L252 218H250L249 216H248V213L246 214V212H245V217H244V214H242L241 215ZM259 217V216H258ZM137 218V217H136ZM146 218H144L145 220H146ZM13 219H14V217H13ZM124 220V219H123ZM123 220H121V221H123ZM134 220H136V219H134ZM133 220V221H134ZM140 220V219H139ZM143 220V219H142ZM146 220V221H147ZM188 220V219H187ZM105 221V220H104ZM240 221H242V219L240 220ZM262 221L264 222V218L262 219ZM8 223H10L11 225L9 226V230H8V232L6 233V235H5V232H4V235H5V237H3L4 235H1V237H0V243L1 242H3L4 240H5V238H6V236L8 237V239L9 238H13L12 240L13 241H8V242H10L11 244H12V242H15L17 245L18 244H20V246H25V247H34V245L33 244H35L36 246H37V244L39 243L38 241H37V239H35V236H34V234L31 232V230L29 229V227L26 225V223H24V221H13V222H10L9 221V217L6 215V213H0V231L2 230V228L3 227H5V225H7ZM242 223V222H241ZM261 223V222H260ZM124 224H126V223H124ZM134 224V223H133ZM133 224H131V225H133ZM142 224V223H141ZM247 224H245V225H247ZM48 225V226H49ZM128 225V224H127ZM263 225V224H262ZM75 227H70V226H66V225H62V227L65 229V230H67V232H68V234H69V232H72V233H79V234H85L84 233V231L82 230V229H80V227L78 226V225H74ZM126 226V225H125ZM59 228V229H63V228ZM120 227H122V226H120ZM131 227V228H132ZM257 227H258V225H257ZM261 227V226H260ZM74 228V229H73ZM256 228V227H255ZM254 228V229H255ZM244 229H245V226H244ZM247 229V228H246ZM249 230H250V228H248ZM258 229V228H257ZM261 229V228H260ZM118 230H120V229H118ZM131 230V229H130ZM181 230H183L182 231V233H186V230H188V235H186V236H181V234L179 233ZM235 230H238V231H234V232H232V239L234 240V242L235 243H237L238 244V246L240 245L241 247H249V238L247 237V236H245L241 231H239V229H235ZM244 231V230H243ZM66 232V231H65ZM66 232V233H67ZM131 232H132V230H131ZM251 232V231H250ZM252 232H254V231H252ZM71 234V233H70ZM87 234V233H86ZM231 234V233H230ZM229 234V235H230ZM228 235V236H229ZM249 235H250V233H249ZM248 235V236H249ZM261 235V234H260ZM259 235V236H260ZM264 235V234H263ZM255 236V235H254ZM37 238V237H36ZM40 238V237H39ZM212 241L215 243V241L212 239ZM262 241V240H261ZM133 242V241H132ZM131 243V242H130ZM4 244V243H3ZM125 244V243H124ZM236 244V245H237ZM252 244V243H251ZM10 245V244H9ZM13 245V244H12ZM39 245V244H38ZM127 245H129V244H127ZM136 245H138V244H136ZM213 245V244H212ZM11 246V245H10ZM20 246H18V247H20ZM126 246V245H125ZM12 247V246H11ZM15 247V246H14ZM39 247V246H38ZM39 248H41V247H39ZM190 248V249H189ZM21 249V248H20ZM24 249V248H23ZM22 249V250H23ZM35 249H37V248H35ZM183 249V248H182ZM241 249V248H240ZM240 249H236L235 250V252H233L232 253V256L227 260V262H225V261H223L225 264H263V261L261 260V259H257V258H255V257H253V251L251 252V251H243V249L242 250H240ZM246 249V248H245ZM244 249V250H245ZM249 249H251V248H249ZM31 250V249H30ZM40 250V249H39ZM131 252V251H130ZM54 254V253H53ZM143 254V253H142ZM258 253H256V255H257ZM55 255H57V254H55ZM182 255V254H181ZM190 255V254H189ZM260 255V254H259ZM259 255H257V256H259ZM31 256V255H30ZM39 256V255H38ZM38 256H37V258H38ZM53 257V256H52ZM62 257V256H61ZM136 257V256H135ZM157 257V256H156ZM32 258V257H31ZM33 258H35V257H33ZM56 258V257H55ZM134 258V257H133ZM132 258V259H133ZM147 258V257H146ZM227 259V258H226ZM264 259V258H263ZM35 260H36V258H35ZM130 259L128 258V261H129ZM186 260V259H185ZM38 261V260H37ZM141 261V260H140ZM156 261V260H155ZM13 262V261H12ZM16 263H17V261H15ZM21 262V261H20ZM28 262V261H27ZM29 262H30V260H29ZM39 262H40V259H39ZM52 262H54V261H52ZM52 262H51V264H52ZM97 262V261H96ZM145 262V261H144ZM180 262V261H179ZM195 263H196V261H194ZM222 262V263H223ZM35 263V262H34ZM90 263V262H89ZM156 263V262H155ZM14 264V263H13ZM20 264V263H19ZM54 264V263H53ZM130 264V263H129ZM132 264H137V262L136 261H133L132 260ZM182 264V263H181ZM191 264V263H190Z\"/></svg>",
    "mask_w": 264,
    "mask_h": 264
}]
</instances>
